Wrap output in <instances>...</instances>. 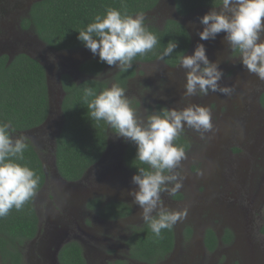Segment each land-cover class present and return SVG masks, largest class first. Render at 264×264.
I'll return each instance as SVG.
<instances>
[{
    "label": "flooded vegetation",
    "instance_id": "af4514ba",
    "mask_svg": "<svg viewBox=\"0 0 264 264\" xmlns=\"http://www.w3.org/2000/svg\"><path fill=\"white\" fill-rule=\"evenodd\" d=\"M45 1L0 0V59L6 58L10 63L16 56L25 55L41 64L48 53L52 56L86 51L87 57L76 63L79 76L106 80L110 87L120 72V78L126 76V87L122 88L138 115H145V109L151 112L162 107L182 108L189 103L212 109L213 131L205 134V139L185 129L174 141L187 154L182 162L186 178L181 190L171 197L162 194V199L168 208H187L188 212L186 219L172 228L171 251L153 264H264V81L247 73L239 63L238 53L228 49L223 32L215 40H199L197 32L202 26L198 18L209 10L180 15L174 0H160L144 17L159 29L169 21L179 23L190 40L185 55L191 54L197 43H203L209 61H218L224 73L220 86H234L227 97L220 93L183 97L185 74L178 66L177 55L169 61H160L158 56L146 61L134 60L128 73L105 65L100 74L110 69L112 72L107 77L82 74V64L99 58L86 48L55 51L25 27L33 8ZM160 14L166 18L158 26ZM62 54H56L58 62ZM64 74L74 79L72 73ZM113 82L116 83L114 79ZM106 141L104 159L100 160L102 154L80 179L69 181L92 194L87 200H84L86 193L72 199L73 212L53 195V187L67 181L54 174L55 141L36 148L47 168L45 182L33 197L37 233L23 251L27 264H62L60 252L71 243L81 247L86 264H149L130 257L133 230L145 225L140 219L141 210L131 203L128 195L136 187L131 184L134 173L125 161L131 143L117 138L115 132ZM96 191L101 193L96 195ZM96 200L100 202L97 207ZM111 202L128 205L129 213L116 219L100 216V209ZM50 229L57 232L58 238L53 240L49 235L47 241L46 233ZM210 237L213 244L209 243Z\"/></svg>",
    "mask_w": 264,
    "mask_h": 264
},
{
    "label": "clouds",
    "instance_id": "9594fccd",
    "mask_svg": "<svg viewBox=\"0 0 264 264\" xmlns=\"http://www.w3.org/2000/svg\"><path fill=\"white\" fill-rule=\"evenodd\" d=\"M143 13L135 16L116 9H106L94 21L80 30L77 40L99 61L110 68L127 71L137 56L152 51L159 43L157 36L145 26ZM202 30L200 41L215 40L224 33L228 49L237 52L239 63L249 74L264 81V0H219V7L211 8L198 18ZM192 26V25H190ZM178 42L170 40L158 55L160 61L171 56ZM178 66L184 71L183 97L220 93L230 96L234 86L221 87L224 76L218 61H209L203 43H197L189 55L179 56ZM104 74L98 73L97 76ZM88 114L105 122L122 138L135 146V160L148 165L137 169L131 177L135 189L128 192L131 203L137 205L140 219L157 238L163 230H171L187 217V208L173 210L165 206L162 194L174 196L185 180L184 147L174 141L189 129L203 140L213 131L212 109L189 103L182 108L162 107L159 111L145 109L138 115L130 106L124 88L113 83L97 92L84 90ZM11 122L0 121V218L15 208L21 210L36 195L40 177L18 161L24 159L27 138L16 135Z\"/></svg>",
    "mask_w": 264,
    "mask_h": 264
},
{
    "label": "trees",
    "instance_id": "16d2710c",
    "mask_svg": "<svg viewBox=\"0 0 264 264\" xmlns=\"http://www.w3.org/2000/svg\"><path fill=\"white\" fill-rule=\"evenodd\" d=\"M159 2L160 0H46L33 8L30 21L25 27L55 51H79L85 47L77 40L78 32L93 22L95 16L105 15L106 9L112 8L135 16L154 10ZM174 3L180 15L205 12L219 7V0H174ZM144 22L160 43L152 51L137 56L134 60L146 61L156 58L170 40L177 41L178 48L171 56L165 58L166 61L172 59V56L182 55L189 46V35L179 23L169 21L163 29H159L149 24L151 21L148 19ZM105 65L99 60L86 62L80 66V72L84 75H97L104 70ZM128 72L129 70L125 71ZM113 79L120 87H126V76L120 78V72ZM60 83L64 93L61 104L63 126L55 140L54 155L59 174L67 181H76L98 161L106 149L107 137L115 132L105 122H97L90 117L84 100V90L93 88L99 92L109 87L110 82L100 78L76 81L69 75L62 74ZM48 112L47 83L42 65L25 55L16 56L10 63H7L6 58H1L0 121L11 122L16 130L15 134L19 135L40 126L47 118ZM27 143L24 159L18 163L28 166L39 175L38 191L45 182V173L38 152L28 140ZM126 154L128 157L125 161L134 174H138L137 169L141 167L148 168V165L135 160L136 149L133 144L129 145ZM97 203L100 202L96 200L95 207ZM129 211L128 205L111 202L100 209V216L116 219ZM36 233L37 216L33 199L21 210L13 208L7 216L0 218V264H25L24 248ZM132 239L134 245L130 246V257L153 264L171 251L174 235L172 229L163 230L161 237L157 238L145 224L142 228L133 230ZM209 241L213 244L212 237ZM60 261L62 264H86L81 247L75 243L62 249Z\"/></svg>",
    "mask_w": 264,
    "mask_h": 264
},
{
    "label": "water",
    "instance_id": "95a60500",
    "mask_svg": "<svg viewBox=\"0 0 264 264\" xmlns=\"http://www.w3.org/2000/svg\"><path fill=\"white\" fill-rule=\"evenodd\" d=\"M41 65L45 69V76H46V83H47V94H48V103H49V112L48 116L45 121L38 127L33 128L31 130L22 132L19 135H24L30 143L34 146L35 150L37 151L38 148L42 147L45 142H53L56 140L57 135L60 133L62 126H63V116L61 111V104L64 98V93L62 90V86L60 83L61 74H57V83L58 88L56 86H52L51 76L49 70L44 66L43 63ZM49 135V138H47ZM56 144V141H55ZM37 148V149H36ZM107 154V149L103 153L100 160L104 159L105 155ZM40 158V156H39ZM43 170L46 172V161L44 160L43 156L40 158ZM49 161V158L47 159ZM99 160V161H100ZM54 174L56 177H59V172L56 166V157L54 155ZM86 193L85 189H80L78 183L76 182H58L53 187V195L60 200L65 207L71 212H73V206L70 205L72 199L80 198L83 194ZM100 191H96L94 194H100ZM92 194L87 191L85 195V199L87 200L91 198ZM35 198V197H34ZM50 231V232H49ZM57 232L55 230H48L46 233L47 241H50V237L55 240L58 238ZM55 260L57 258L54 257Z\"/></svg>",
    "mask_w": 264,
    "mask_h": 264
},
{
    "label": "rangeland",
    "instance_id": "374dc122",
    "mask_svg": "<svg viewBox=\"0 0 264 264\" xmlns=\"http://www.w3.org/2000/svg\"><path fill=\"white\" fill-rule=\"evenodd\" d=\"M166 9H167V6L164 8V10H166ZM159 16H160V19L158 20L157 25L161 26L165 22L166 15L164 14L162 16L160 14ZM153 22L156 24L157 18H154ZM84 53L87 54L86 51H83L82 53H79V54H76V53H71V54L55 53V55H52V56H48L49 53L47 54V58L43 59L42 63L49 70L50 74H52V76H51L52 86H56V88H58L57 74H64V73L69 74V72H70V73H72V75L71 74L70 75L73 76L76 81H82L85 79V78H83V76L82 77L79 76L80 74L78 73L77 66H76V63H78L81 59L84 60V57L85 58L87 57L86 55H84ZM56 54H59V55L62 54V57L59 58V60H60L59 62L57 61L58 57L56 56ZM43 55L46 57V53ZM110 72H112V71L110 69H108V71L105 72L103 76L107 77V75H109ZM113 83L114 82L112 79V84ZM128 97H129V94H128ZM47 136L49 137V135H47ZM41 151H43V150H41ZM47 151H49V149H47ZM44 152L46 153L45 150H44ZM259 223L260 222H258V224ZM111 263H113V262H111ZM25 264H27V263L25 262Z\"/></svg>",
    "mask_w": 264,
    "mask_h": 264
}]
</instances>
